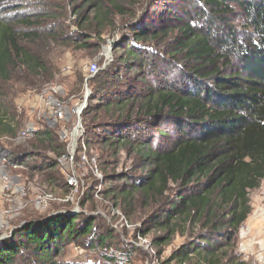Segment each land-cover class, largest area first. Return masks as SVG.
Here are the masks:
<instances>
[{"label": "trees", "instance_id": "1", "mask_svg": "<svg viewBox=\"0 0 264 264\" xmlns=\"http://www.w3.org/2000/svg\"><path fill=\"white\" fill-rule=\"evenodd\" d=\"M29 1L0 0L4 142L15 139L23 123L2 85L20 73L27 81H45L46 53L53 46L80 44L86 49L89 39L102 42L114 27L112 10L104 9L106 0H71L80 30L73 36L49 27L36 11L22 13ZM188 3L190 11L160 30L130 27L126 45L117 46L123 51L118 63L90 79L96 90L109 91L101 97L96 91L89 98L82 113L83 142L103 152L101 158L96 156L105 175L103 197L126 216L134 214L139 203L149 209L153 227L148 228L165 233L155 245L170 243L182 231L191 230L194 236L197 228L204 232L173 254L170 263L222 264L231 250L236 252V235L252 211L250 193L264 180V0ZM111 4L123 16L129 12L117 1ZM33 138L37 149L43 147L57 158L66 153L58 129H38ZM121 150L141 174L115 172ZM10 157L11 164L43 172L50 186L71 189L66 175L59 184L60 178L45 172H54L57 160L43 163V168L36 161L18 160L15 153ZM89 191L84 196L88 201L96 196ZM90 219L81 213L60 214L28 223L20 230L22 242L16 248L10 243L0 249V264H18L19 257L28 255L32 259L25 264H60L68 244L89 238H94V248H108L111 237H95ZM122 260L108 257L106 264ZM225 264L246 263L231 257Z\"/></svg>", "mask_w": 264, "mask_h": 264}, {"label": "rangeland", "instance_id": "2", "mask_svg": "<svg viewBox=\"0 0 264 264\" xmlns=\"http://www.w3.org/2000/svg\"><path fill=\"white\" fill-rule=\"evenodd\" d=\"M31 1L25 4L26 9L22 10V13H26L27 11L34 13L36 11L43 16V20L48 23L49 27H55V31L62 29L71 36L80 33V30L77 29L79 18L72 11L73 5L71 0ZM114 1L126 7L129 12L124 16L115 12L111 4ZM188 2L189 0L104 1V9L112 10L109 18L110 22L114 23V27H111V31L102 36V42L97 38L89 39L88 41L91 45L86 49L80 44L53 46L46 53V63L49 70L48 79L31 82L27 81L23 74L20 73L13 80L2 85V93L6 96L7 102L13 105V111L18 114L19 120L21 119L23 128L30 123L36 126L38 122L32 113L28 117L25 110L22 112L18 110L17 105L22 97L54 85L62 89L61 98L69 100L70 107L76 108L85 101L87 86L90 91V97L96 91H98L100 97L105 95L109 91L108 88L107 90H96V86L88 79L89 65L96 63L100 68V73L107 69H113L111 67L116 65L119 57L123 55V51L117 48V46L121 44L126 45L127 40L131 37L130 27L136 25V29H141V27L143 29L144 27L149 30H160L161 25L165 23L170 25L172 23L171 20L175 16L183 15L186 11H190ZM29 3L30 5L27 6ZM175 36L176 32L172 33L171 37ZM97 45H100L99 49H96ZM68 66L71 68L67 70ZM125 71H122L123 75ZM22 114L25 118L21 116ZM69 119L71 122L70 127H73L75 118L69 117ZM19 134L15 139L6 142H4L5 140H0L9 150V153H15L19 156L18 160H24L25 163L26 161H32L30 163L36 161V164H42L43 168V163L57 160L59 167L54 172L46 170L47 175L52 174L53 176H57L61 179L58 182L61 184L65 181L63 177H65L66 173L75 171L83 183L80 184L78 189H66L57 185L50 186L46 181V177L42 174L43 172L36 174V170L29 169V166L12 165L7 168L6 172L10 177L9 185H7L9 189H0V249L6 248L10 243L14 244L11 247L16 248L22 242L20 239L22 231L20 230L24 225L34 221H37V223L38 221H42L41 223H43L46 220V216L54 211L67 212L79 210V213L90 216V222L94 223L93 226L95 227V237L98 235L111 237L108 248L104 249L93 247L96 245L93 240L94 238L86 239L83 243L80 242L79 244H68L62 255L58 258L60 264H106L108 257H118L120 260L122 258L123 264H177L175 262L170 263L172 255L181 252L185 246L190 245L194 239H197L199 235L204 233L199 228L195 230V236L191 230H188V232L182 231V233L180 232L173 237L170 243L155 245V240L163 237L165 233L155 228H148L153 227L148 221V208H143L144 206H141V203H139L134 214L126 216L122 211L115 208L114 201L110 198L105 199L101 194L102 192L89 201L85 200L81 193L84 185L86 187L85 190L95 189V185H101L100 190L103 188L102 182L100 183L93 179L91 166L82 161L78 162V155L75 157L74 168L68 164L61 165L59 164V160L63 156L57 158L51 151H43V147L35 148L38 146V142L34 138L16 140ZM59 144L58 142L57 145ZM78 145H81L80 141ZM85 145L88 148L89 154L95 157L98 155L99 158L103 156V152H101L99 146L93 145L90 147L86 143ZM67 148L68 145L66 144L65 155L68 153ZM30 153L35 156H25V154ZM127 154L126 150H121L120 162L116 166L115 172L126 175L141 174V170L135 168ZM102 161L104 160L102 159ZM110 170L108 169L106 174L110 173ZM100 173L102 176L104 175L101 170ZM3 186L5 187L6 185L4 184ZM107 186L109 185L104 187ZM22 189L25 190L26 194L23 197L20 195V190ZM41 193L53 195L54 201L50 205L38 207L36 198ZM250 199L252 211L236 235L234 241L235 246H237L236 252L234 251L233 253L231 250L229 256L226 257L222 264H225L226 260H229L231 257H238L239 261L246 264H264V180L258 189L250 193ZM147 228L150 229L149 234ZM30 258L32 259V256H21L19 257L18 264H25V261H31Z\"/></svg>", "mask_w": 264, "mask_h": 264}, {"label": "built area", "instance_id": "3", "mask_svg": "<svg viewBox=\"0 0 264 264\" xmlns=\"http://www.w3.org/2000/svg\"><path fill=\"white\" fill-rule=\"evenodd\" d=\"M70 68L71 67L68 66L67 70ZM99 72L100 68L96 63L90 64L88 67V79L94 78ZM62 93L63 91L60 87L53 85L48 86L39 92L29 94L19 101V104L17 105L18 110L20 112L25 110L26 116L28 117L29 114L31 115L32 113L38 124H36V126H33L34 124L32 123L27 124L26 127L21 130V133L16 140L32 139L38 129H44L45 127L58 129L60 139L68 145V153L59 160V164L75 166V157L78 155V162L82 161L83 163L90 165L94 179L101 183L103 181V176L97 166V157L89 154L88 148L83 142L85 138V130L81 123V109L84 102L79 107L72 108L69 105V100L61 98ZM88 94L89 90L87 86L86 97ZM69 117L75 118V124L73 127H70L71 122L69 121ZM79 141L81 145H78ZM12 165L14 164H11L9 150L5 145L0 144V183L2 184L0 189H9L7 185H9L10 177L6 170ZM74 166L72 168H74ZM82 183L83 181L78 176L77 172L71 171L66 173V184L71 189H78ZM4 184L6 185L5 187L3 186ZM94 187L95 189L92 190L95 191V195L98 196L101 192V185H95ZM85 188L84 185L81 191L82 196H85L86 192L90 190H85ZM20 195L22 197L26 195L24 189L20 190ZM52 201H54V197L49 193H41L36 198V204L38 207L50 205ZM73 211H78L79 213V210Z\"/></svg>", "mask_w": 264, "mask_h": 264}, {"label": "water", "instance_id": "4", "mask_svg": "<svg viewBox=\"0 0 264 264\" xmlns=\"http://www.w3.org/2000/svg\"><path fill=\"white\" fill-rule=\"evenodd\" d=\"M90 92V91H89ZM89 98H90V94H88L87 95V97H86V99H85V101H84V105H83V107H82V109H81V115H82V113L84 112V110L86 109V107H87V105H88V103H89ZM61 213H66V214H72V213H74V214H76V213H78V211H67V212H59V211H54V212H51V213H49L47 216H46V220L47 219H50V218H52V217H54V216H56V215H58V214H61ZM34 222H37V221H34Z\"/></svg>", "mask_w": 264, "mask_h": 264}, {"label": "bare ground", "instance_id": "5", "mask_svg": "<svg viewBox=\"0 0 264 264\" xmlns=\"http://www.w3.org/2000/svg\"><path fill=\"white\" fill-rule=\"evenodd\" d=\"M110 54H111V51H110Z\"/></svg>", "mask_w": 264, "mask_h": 264}]
</instances>
